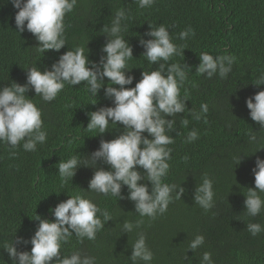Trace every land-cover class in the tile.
Returning a JSON list of instances; mask_svg holds the SVG:
<instances>
[{"label": "trees", "instance_id": "obj_1", "mask_svg": "<svg viewBox=\"0 0 264 264\" xmlns=\"http://www.w3.org/2000/svg\"><path fill=\"white\" fill-rule=\"evenodd\" d=\"M121 8L128 15L121 22L122 35L132 46L134 56L127 62L128 74L136 78L126 87H134L143 71L158 67L142 56L140 38L150 30L149 24L166 26L172 42L186 48L184 54L173 56L169 63L193 66L181 88L182 97L185 89L189 93L186 111L165 117L176 123L174 130L167 133L174 143L168 145L172 158L163 182L177 185V191L180 186L186 191L181 199H175L173 192L167 212L155 220L141 217L135 212L134 202L128 199L89 191L95 169L109 168L102 161H98L99 165L94 163L91 153L99 148L102 139L119 136L123 125L110 122L108 132H90L86 130L88 114L113 106L112 101L105 97L104 89L98 97L91 96L86 82L66 84L52 102L29 91L27 95L41 110L47 140L32 152L25 151L22 142L14 149L0 142V264H12L9 254L2 249L5 243L13 242L15 236L30 239L39 225L37 215L54 221L49 210L77 194L107 210L112 220L104 222L98 213L105 226L95 240L85 238L81 242L73 234L62 246L63 255L79 251L82 256L95 257V264H132L131 244L144 234L154 253L151 264H201L204 252L212 254L214 264H264V231L252 236L246 228L248 223L264 226V210L252 217L247 215L244 205L248 188L255 187L252 169L256 158H264V128L251 119L246 106L249 96L264 90V85L254 84L264 75V0H155L144 9L135 0H77L73 11L65 16V47L60 52L45 53L38 51V42L31 33L17 31L18 9L11 0H0V87L10 86L13 81L25 84L28 68L50 69L60 55L77 47L85 49L90 61L98 62L101 55H106L101 49L108 39L102 29L104 25L111 26ZM189 27L195 36L179 39V33ZM201 52L214 57L234 56L227 78L196 74ZM104 83L107 86L108 78ZM202 103L209 106L207 122L204 117L195 120L190 111L199 112ZM185 118L189 120L187 128L181 124ZM193 129L198 131L199 138L187 143V134ZM251 135L256 136L255 142L250 141ZM73 155L80 156V168L73 181L62 184L58 163ZM205 174L213 180L215 192L214 205L208 211L193 200L195 188ZM141 183H148L151 190L150 182ZM122 194L128 195L127 186ZM259 194L264 198V193ZM125 221L142 223L125 233ZM196 235H203L205 243L195 253L188 245ZM31 247L18 246V250L31 251Z\"/></svg>", "mask_w": 264, "mask_h": 264}, {"label": "clouds", "instance_id": "obj_2", "mask_svg": "<svg viewBox=\"0 0 264 264\" xmlns=\"http://www.w3.org/2000/svg\"><path fill=\"white\" fill-rule=\"evenodd\" d=\"M11 2L18 9L15 15L17 31L20 34L26 30L31 33L38 42V51L60 52L65 47V16L73 11L77 0ZM135 2L139 8L144 9L150 8L155 0ZM127 18L125 9L121 8L116 12L111 26L104 25L102 31L108 39L101 51L106 55H101L98 62L90 61L85 49L77 47L60 55L50 69L46 67L42 71L40 67L28 68L25 84L13 81L10 86L0 87V142L13 149L21 146L22 142L23 149L28 152L36 151L38 144L46 142L47 132L44 130L42 113L27 95L29 91H34L45 102H52L66 84L76 86L86 82L87 90L93 97H98L100 90L104 89L105 97L112 101L113 106L100 107L90 112L86 130H98L101 135L108 132L111 122L112 125H123V131L114 139H102L99 148L91 153L94 163L102 161L109 168L99 166L95 169L88 190L118 197L119 200L128 199L134 202L135 212L141 217L155 220L158 215L167 212L174 199L173 192L176 193L175 199H181L186 191L182 186L177 191V185L163 182L170 167L168 161L172 158V149L168 145L174 143V139L167 133L174 130L176 123L174 119L165 117H175L186 111L189 93L185 89L182 97L181 88L189 73L193 72V66L187 63H169L173 56L184 54L186 48L172 42L166 26L155 27L149 24L150 30L144 36L150 38H140V45L144 48L142 56L158 67L151 72L143 71L141 79L134 87H126L132 85L136 79L128 74L130 70L127 68V62L134 57L133 48L122 35L124 28L121 22ZM190 34L195 36V31L189 27L179 33V39L185 40ZM199 60L200 63L195 66L196 74H206L208 78L218 74L221 79H225L232 71L235 57H214L207 52H201ZM105 78L109 81L107 86L104 83ZM254 84L257 87L264 85V75ZM246 106L250 110L251 119L264 128V90L249 96ZM190 111L195 120L199 121L204 117L207 122V103L200 105L199 112ZM181 124L187 128L189 120L182 119ZM198 138V131L193 129L188 132L186 142L192 143ZM249 139L255 142L256 136L251 135ZM12 154L15 155L14 152ZM242 158L243 156L239 157L238 165ZM79 163L80 156L73 155L67 160L62 159L58 167L56 165L62 184L73 181L80 168ZM138 168H142L143 173ZM252 171L255 187L248 188L247 194H244V205L247 215L255 217L264 210V198L259 194L264 193V158H256ZM141 181L150 182L151 190L148 183ZM202 181L195 188L193 200L196 205L208 211L214 205V184L206 174ZM124 186L128 189L127 196L122 194ZM49 211L55 220L37 215L35 220L39 221V225L30 239L15 236L13 242L3 245L2 249L9 254L12 264H95V257L82 256L79 251L67 256L62 254L61 249L73 234L81 242L85 238L95 240L97 232L104 228V222L112 220L111 214L79 194L70 196ZM140 223L142 221L135 224L125 221L123 230L130 233ZM246 228L252 236L264 231V226L259 223H248ZM204 243L205 237L196 235L190 241L188 249L196 253ZM28 244L32 246L31 251L18 250V246ZM131 248L132 264L141 261L151 264L154 253L148 247L144 234L138 236ZM200 261L201 264H214L210 252H204Z\"/></svg>", "mask_w": 264, "mask_h": 264}]
</instances>
